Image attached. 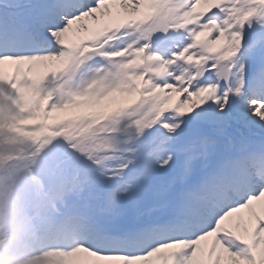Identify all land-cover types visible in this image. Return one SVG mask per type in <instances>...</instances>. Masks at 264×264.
I'll return each instance as SVG.
<instances>
[{"label":"snow or ice","instance_id":"obj_1","mask_svg":"<svg viewBox=\"0 0 264 264\" xmlns=\"http://www.w3.org/2000/svg\"><path fill=\"white\" fill-rule=\"evenodd\" d=\"M0 264H264V0H0Z\"/></svg>","mask_w":264,"mask_h":264}]
</instances>
